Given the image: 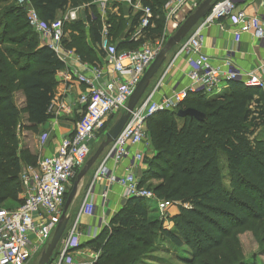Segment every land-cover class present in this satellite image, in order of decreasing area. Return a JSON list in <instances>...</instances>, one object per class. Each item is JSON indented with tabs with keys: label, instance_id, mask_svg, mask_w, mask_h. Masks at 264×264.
Listing matches in <instances>:
<instances>
[{
	"label": "trees",
	"instance_id": "trees-1",
	"mask_svg": "<svg viewBox=\"0 0 264 264\" xmlns=\"http://www.w3.org/2000/svg\"><path fill=\"white\" fill-rule=\"evenodd\" d=\"M140 1L151 6L155 24L144 28L142 36L160 35L162 25L155 16L166 0ZM6 2L0 0V5ZM30 4L45 24L56 18L59 9L85 5L87 32L78 21L69 26L71 36L63 42L82 60H94L92 47L100 45L102 21L91 0H30ZM109 23L110 35L116 34L121 24L114 15ZM126 40L116 49L131 48L140 39ZM97 51L104 55L100 48ZM63 67L55 52L29 29L22 7L12 4L0 10V207L8 200L20 202L22 163L35 165L38 160L28 148L19 149L20 111L12 95L23 94L24 128L36 133L40 124L53 117L47 109L55 93L54 75ZM188 107L205 118L164 111L146 123L154 153L143 158L147 168L138 184L157 179L159 183L150 187L155 197L177 202V212L165 216L171 227L153 216L152 199L128 197L92 240L91 245L97 241L100 249L94 264H142L139 256L165 264L157 253L169 252L181 264H196L199 258L222 249L235 232L264 220V136H257L264 126V92L232 80L217 95L188 93L178 109ZM140 248L147 249L130 258Z\"/></svg>",
	"mask_w": 264,
	"mask_h": 264
},
{
	"label": "built area",
	"instance_id": "built-area-1",
	"mask_svg": "<svg viewBox=\"0 0 264 264\" xmlns=\"http://www.w3.org/2000/svg\"><path fill=\"white\" fill-rule=\"evenodd\" d=\"M99 1L104 8L108 0ZM199 2L200 0H167L162 6L166 23L169 22L172 30L175 29ZM253 2L264 4V0H216L205 16L177 44L174 59L180 55L186 57L191 82L189 87L173 90L169 95L156 99V85L142 96L115 140L104 149L91 180L84 188L76 213L70 216L69 211H66L68 222L65 231L48 264H94L97 257L83 260L74 251L81 246V217L93 216L95 212L93 189L96 179L104 177L110 183H117L123 188L125 198H155L151 189L139 186L131 167H125L123 174L116 175L108 166L109 162L117 164L128 157L132 146L147 139L146 123L149 118L164 111L176 112L179 102L188 93L200 92L206 97L222 93L227 82L232 80L241 81L246 86L257 87L264 92V80L254 71L242 73L233 69L229 61L222 67L214 64L202 52L201 44L204 28L222 18H228L238 26L232 33L229 51L235 52L238 49L242 33H251L261 43L264 54V21L258 15L246 14L240 7ZM18 5L23 8L28 25L38 34L41 44L52 49L64 66L71 60L77 63L69 75L85 88L78 97L83 107V115L75 124L73 132L60 139L53 154L38 158L35 165L27 164L21 168L18 175L20 202L15 207H0V264H27L32 256L44 250L60 220L68 185L86 162L92 141L104 133L102 129L112 115L124 111L134 87L162 49V45L156 43L140 49L117 50L108 39L110 23L102 25L99 47L104 52L106 63L116 73L114 78L102 82L99 80L101 72H85L80 65V56L62 41L64 23L77 19L74 10L45 24L31 7L29 0H18ZM140 11L136 31L138 36H142V30L147 26L155 25L150 5L142 6ZM258 68H264V57ZM121 76L127 77L123 79ZM67 79L71 78L67 76ZM47 110L52 116L60 114V99L53 96ZM132 157L135 160L142 159L140 153H134ZM105 196V192L101 193L103 201ZM163 207L161 204L160 208Z\"/></svg>",
	"mask_w": 264,
	"mask_h": 264
},
{
	"label": "crops",
	"instance_id": "crops-1",
	"mask_svg": "<svg viewBox=\"0 0 264 264\" xmlns=\"http://www.w3.org/2000/svg\"><path fill=\"white\" fill-rule=\"evenodd\" d=\"M127 1L128 0H114V1L108 0L105 3L104 8L102 7L99 0H91V3L95 7L97 6V3H99V5H101L100 8L102 7L103 11H105L107 9L106 7H108L109 4L111 9L114 8V10H116L117 7H122L124 9L129 5ZM130 1L131 0H129V2ZM137 5L141 6L140 0H138V4L136 3L133 5L134 8H136ZM240 7L244 9L246 14L258 15L264 21V4L253 2V3H247ZM64 9H67L65 14L74 10L76 12L77 18L78 17L83 18L85 16L86 6L80 5L75 8L66 7ZM96 9L98 14L101 15L102 13L101 10H98L97 7ZM61 10L63 9H59L57 11L55 19L63 16ZM58 14H60V16ZM101 21H102V25H106L107 23H109V19H106L105 22L102 19ZM137 25L135 26L132 25V27L136 28ZM166 26L168 30H172L169 22L166 23ZM236 29H238V26L233 24L228 18H222L218 22H215L209 25L208 27L204 28L201 35L202 52L206 54L214 64H217L222 67L226 61H229L233 69L238 70L242 73L254 71L260 78L264 80V68H258L264 57L263 48L261 43L251 33H242L241 41L239 43L238 49L235 52L229 51V45L232 39V33ZM108 32H109L108 39L110 42L111 40L110 30ZM126 39L127 38L125 37L118 39L115 43V47L119 42L127 41ZM129 40H132V38ZM87 43L89 46L92 47V44L89 40L87 41ZM176 47L178 46L176 45ZM92 48L94 50V55H95L94 60L80 61V65L83 66L84 71L87 73H90L92 70L100 71L101 78L99 80L102 82L114 78L116 73H114L111 70V67L106 63L105 56L101 55L97 51L100 47L97 46V49H95L94 47ZM131 48H125V49H131ZM175 53L176 51L172 53V55L167 53L166 60L164 61L159 71L152 78L153 80L152 84L151 85L149 84L150 85L149 88L146 89L143 95L150 92L156 85H157V89L155 92L156 99H159L161 96L164 95H169L173 90H179L181 88L189 87L191 82L188 77L189 66L186 62L187 61L186 57L184 55H180L174 59ZM74 66H77V63L71 60L67 66H64L61 70H58L54 75V81L56 83L54 97L59 98L62 103V110L60 111V114L55 115L49 118L48 120H46L44 123L40 124L38 126V131L36 133L27 130L33 136L40 133L37 136V141L35 142L34 147H32L31 144L29 145V147H26L33 155H37L38 158L53 154L57 149V145L60 139L70 135L75 128V124L78 121H80V119L82 118L83 107L79 103L78 97L85 87L84 85H81L78 82H76L72 78V75H69L71 73L72 67ZM67 76L70 77L71 79H67ZM126 77L127 76H121V78L123 79ZM228 83L229 82H227V86ZM21 95H22V102L24 103V96L22 93ZM24 121L26 125L27 122H26L25 113H24ZM144 146H146L145 148H147L146 157H150L154 152L150 144L149 137H147V139L143 143L132 146L130 148L131 154L128 157L123 158L117 164L113 162H109L108 166L110 171L116 175H120L123 174L125 167H131V169L135 174V177H139V176L141 177L143 172L146 170L147 165L143 161V159L142 160L133 159L132 154L140 153V150L144 148ZM102 154L98 158L99 160L97 159L98 161L96 165L88 175L87 177L88 182L91 180L94 171L98 166ZM89 157L90 154L88 158ZM22 167L23 165L21 166V168ZM85 174L82 176L80 180L81 182L82 180L86 179ZM158 183L159 180L150 179L143 186L153 187ZM103 192H105L106 194L104 201L101 198V193ZM20 200L21 199L18 194V201ZM126 200L127 198L124 197L123 188L120 185H118L117 183H110L104 177H100L96 179L93 189V201L96 204L95 213L93 216L90 217L82 216L80 219L79 232H80V241L82 245L77 250L74 251V254H76L78 258L86 260L87 257L95 256L96 258L98 256L100 249L98 248L99 250H97L96 252H92L90 249L91 242L97 236V234H99L100 231L105 226L108 225V222L112 217V215L115 214L120 209V207L126 202ZM152 200L154 201L156 200L159 204H162L163 206H167V207L170 206L168 205L169 203H173L174 205H171L168 210L169 216L174 215L178 210L176 201H172V202L164 201L161 199H157L156 197L152 198ZM68 211H69V215L73 216L72 214L76 213L77 208L74 211V213H71L70 209ZM171 225H172L171 222L168 221L167 227L170 228Z\"/></svg>",
	"mask_w": 264,
	"mask_h": 264
},
{
	"label": "rangeland",
	"instance_id": "rangeland-1",
	"mask_svg": "<svg viewBox=\"0 0 264 264\" xmlns=\"http://www.w3.org/2000/svg\"><path fill=\"white\" fill-rule=\"evenodd\" d=\"M131 1L130 2L127 1V3L130 5V7L126 3L128 5L127 6L128 8L126 7L123 9L122 7H117L116 10H114V8L111 9L110 4H109V6L106 7L107 9L105 11H103L102 7L100 8L101 5H99V3H97L96 7L98 8V10H101L102 13H101L100 17L104 22L106 21V19H110L114 15L115 18L117 19L118 23L121 24V28L118 30V32L116 34L111 35L110 43L112 44V46H115V43L118 39L125 37L127 39L133 38L136 41L140 39L138 44L134 45L131 49H140V48H144V47H151V46H154L156 43L161 44L163 47V45L166 43L168 38L173 35V33L175 32V30L177 29V27L179 25L173 30H168V28H166V21H165L166 18H165L164 10L161 6H159L157 8V12L159 14L158 20H159V22H161V25H162V33L160 35H155L154 37H151V38H144L143 36H138L136 31L138 30L139 24L135 28V27H132V23L137 16H140V13H141L140 8L143 6V4L141 3V6L137 5V7L134 8L133 5L136 3L138 4V0H131ZM12 4L18 5V0H8V2H6L4 5L3 4L0 5V10L3 9L4 7H6L8 5H12ZM66 11H67V9L61 10L63 15L65 14ZM58 15L60 16V14H58ZM78 16H80V15H78ZM126 18H127V20H126ZM78 21L82 22L83 23L82 28L85 31L87 30L85 16L83 18L78 17L76 20L66 22V24L63 26L62 41H65V43L68 42V39L71 36L69 26L78 22ZM29 29H32V28L29 26ZM111 32L114 33L115 31H111ZM142 38H144V39H142ZM40 43H41V41H40ZM95 49H97V48H95ZM176 49H177L176 46L173 47L168 52V54L172 55V53H174L176 51ZM152 82H153V80L150 82V85L152 84ZM149 86H148V88H149ZM12 98L14 100L15 106L20 111V117L18 120V134H17L19 149L29 147L30 144L32 145V147H34L35 142L37 141V136L40 133L33 136L29 131H27L24 128L25 127L24 112H22V109L24 107V103L22 102L21 93L20 92L13 93ZM122 112L123 111H118L116 114L112 115L107 120L106 124L104 125V127L102 129V132H104V133L100 134L98 136V138L96 140L92 141V143H91L90 156L94 153V151L96 150V148L98 147L100 142L102 140H104L105 132L109 129V127L112 125V123L117 119V117ZM257 136L258 137L264 136V126L258 131ZM145 147L146 146H144V148H142L140 150V155H141L142 159L144 157H146L147 148H145ZM97 161L90 167V169L85 174L86 179L82 180V182L79 181V185L77 187L76 195L73 197L71 203L68 206V208L71 210V213H74L76 208H78V205L80 204V200H81V196H82V193L84 191V188L88 184L87 177L90 174V172L93 170ZM22 165L25 166L24 163H22ZM221 165H222L223 173H225V171H226L225 167L226 166H225V162H224L223 157L221 158ZM141 177H142V175H141ZM141 177L140 176L136 177V180L138 181V183H139V181H141ZM75 180H76V177L69 183L67 193H69V191L71 190ZM146 185H148V184H146ZM144 187H147V186H144ZM148 187H149L148 189H150V186H148ZM17 204L18 203H16V201L8 200L7 202H5V204H3V207L11 208V207H15ZM149 204H150L151 208H153V210H155V212L153 213V216L164 221V226H167L168 219L165 216L168 215V210H169L170 206L174 205V204L169 203L168 204V205H170L169 207L164 206L163 208H160L161 204H159L156 200L151 201ZM166 207H167V210H166ZM68 208H67V210H69ZM72 215H74V214H72ZM93 243L94 244L90 245V249L92 252H96L97 250H99L98 249L99 246H98L97 241L93 242ZM146 249L147 248H140L137 252L129 254V256H130V258H132L137 253H143L144 251H146ZM40 252L41 251L37 252L34 256H32L27 264H38V260H39L40 255H41ZM157 255L163 256L165 264H181L180 262H178L177 260H175L171 256L170 252L165 253V254L157 253ZM139 257H140L139 262H141L142 264H147V263L159 264L154 259H151V260L149 259V260L144 261V259H142L144 257H142V256H139ZM152 260H154V261H152ZM253 263L264 264V220L261 222H251L250 225L245 227L243 230H241L239 232H235L232 235V238L225 242V245L222 249H220L219 251L213 252V253L209 254L208 256H203V257L199 258L197 260L196 264H253ZM109 264H113V263H109Z\"/></svg>",
	"mask_w": 264,
	"mask_h": 264
},
{
	"label": "water",
	"instance_id": "water-1",
	"mask_svg": "<svg viewBox=\"0 0 264 264\" xmlns=\"http://www.w3.org/2000/svg\"><path fill=\"white\" fill-rule=\"evenodd\" d=\"M215 1L216 0H201L198 3L197 7L179 24L173 35L168 38L162 49L157 53L151 64L145 70L140 80L134 87L133 92L129 96L124 111L117 117V119L105 132L104 140L100 142L94 153L86 160L82 169H80V171L78 172L71 190L66 195L60 220L54 229L50 241L41 252L38 264H48L51 260V256L65 231L68 222V215H66V211L73 197L76 195L78 183L82 176L97 161L103 150L115 140L126 120L128 119L130 112L141 99L142 95L148 88L152 78L159 71L164 61L166 60L167 53L192 30V28L199 22L201 18L205 16V14L212 8ZM176 115L179 117L192 116L198 120H203L205 118V115L202 112L192 107L178 109L176 111Z\"/></svg>",
	"mask_w": 264,
	"mask_h": 264
}]
</instances>
